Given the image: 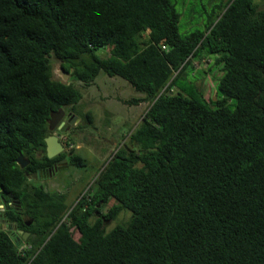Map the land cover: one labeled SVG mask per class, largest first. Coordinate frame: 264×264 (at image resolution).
I'll use <instances>...</instances> for the list:
<instances>
[{
  "label": "trees",
  "instance_id": "16d2710c",
  "mask_svg": "<svg viewBox=\"0 0 264 264\" xmlns=\"http://www.w3.org/2000/svg\"><path fill=\"white\" fill-rule=\"evenodd\" d=\"M217 9L182 34L173 0H0V204L29 231L0 229V264H264V7ZM202 56L221 74L215 99L197 83L205 71L193 74ZM52 57L83 86L104 72L142 94L123 103L148 102L70 205L29 181L66 157L46 156L52 113L92 123L79 84L53 77ZM123 210L130 218L106 230Z\"/></svg>",
  "mask_w": 264,
  "mask_h": 264
},
{
  "label": "rangeland",
  "instance_id": "374dc122",
  "mask_svg": "<svg viewBox=\"0 0 264 264\" xmlns=\"http://www.w3.org/2000/svg\"><path fill=\"white\" fill-rule=\"evenodd\" d=\"M225 1L173 0L179 13L180 33L188 34L197 29L203 30L209 22L213 21L214 15L218 12L217 6L225 3ZM254 1L260 8L264 7V0ZM96 54L106 56L108 49H98ZM191 60H194L192 62L194 65L193 74L195 73L199 77L202 70L205 71L200 76V80L197 81L205 89L204 96L207 99H215L217 83L221 74L218 67L214 68V72L209 70L213 58L202 56V58L196 57ZM60 64V60L55 57L51 58L53 77L64 82H72L75 85L79 84L82 98L78 103V109L81 113L90 112L92 116V123L89 124L79 115L76 116V119L70 124L68 123L69 131H64L62 136L64 150H72L73 153H78L86 160V166H69L57 171L52 176L29 177V181L42 185L46 190L65 193L67 195L66 202L70 205L76 200L79 193L86 191L97 171L116 148L127 141L129 132L140 122L141 116L148 107V102L144 101L132 105L123 103L122 99L141 97L142 94L135 91L124 79L109 77L104 72H100L90 86L81 85L69 74L63 79ZM189 73V69L184 71L183 74L187 77L186 81H182L183 84L193 80L192 72ZM234 102V99H230L227 104L233 107ZM112 203L113 201L106 205L103 211H106ZM129 218L130 212L123 210L116 220L106 222L105 228L109 230L115 224L126 222ZM16 234L11 233L12 236ZM24 246V244L19 245L20 248Z\"/></svg>",
  "mask_w": 264,
  "mask_h": 264
},
{
  "label": "flooded vegetation",
  "instance_id": "af4514ba",
  "mask_svg": "<svg viewBox=\"0 0 264 264\" xmlns=\"http://www.w3.org/2000/svg\"><path fill=\"white\" fill-rule=\"evenodd\" d=\"M74 119H76V116L71 114L68 111H64V116L62 117V121L64 122V124L62 125V130H58L56 127L50 131V134H54L58 136L59 141L62 143L63 145V139L62 136L64 135L63 132L69 131V124L70 122H72ZM69 123V124H68ZM64 146V145H63ZM65 151V155L66 157L63 158H57L56 160L49 162L48 165L45 168H40L38 169V178L41 176H52L54 175L57 171L62 170V169H66L69 166H72L69 164V157L71 155L70 151ZM1 192V191H0ZM0 200H3L4 202V198H0ZM3 206V204H0ZM8 209V205H6L5 207H0V229H5L10 231L11 233H17L19 234V231H21L22 234H24L27 230H25V232H23L22 229L18 228L16 225H12L10 223V221L8 220V218H6L5 216V211ZM27 223V222H26ZM27 229L30 227V224H26ZM29 232V231H28Z\"/></svg>",
  "mask_w": 264,
  "mask_h": 264
},
{
  "label": "water",
  "instance_id": "95a60500",
  "mask_svg": "<svg viewBox=\"0 0 264 264\" xmlns=\"http://www.w3.org/2000/svg\"><path fill=\"white\" fill-rule=\"evenodd\" d=\"M61 74L62 78H66L68 76V73L65 72L64 70L61 69ZM64 116V110L60 109L58 112H54L51 114L50 120H49V130H53L55 127L60 131L62 130V125L64 122L62 121V117ZM59 134L54 135L50 134L47 135L44 138L45 141V151H46V156L48 158H52L56 156L57 154L61 153L64 150V146L58 139ZM16 162L19 164L20 167L24 168L28 164V160L24 159L21 155L16 159ZM31 177L37 178L38 175L36 173H32ZM0 191H1V186H0ZM2 207V205H0ZM31 222L28 221L26 224H30ZM21 233V231H19ZM29 235V232L26 231L23 234V238L25 239Z\"/></svg>",
  "mask_w": 264,
  "mask_h": 264
},
{
  "label": "built area",
  "instance_id": "2783aa9c",
  "mask_svg": "<svg viewBox=\"0 0 264 264\" xmlns=\"http://www.w3.org/2000/svg\"><path fill=\"white\" fill-rule=\"evenodd\" d=\"M164 48V46H162Z\"/></svg>",
  "mask_w": 264,
  "mask_h": 264
}]
</instances>
